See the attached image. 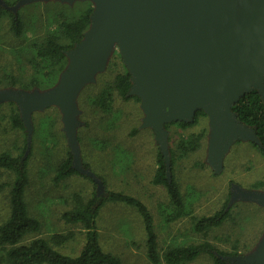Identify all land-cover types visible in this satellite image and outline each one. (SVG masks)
Masks as SVG:
<instances>
[{
	"label": "rangeland",
	"instance_id": "1",
	"mask_svg": "<svg viewBox=\"0 0 264 264\" xmlns=\"http://www.w3.org/2000/svg\"><path fill=\"white\" fill-rule=\"evenodd\" d=\"M9 1H16L14 6L19 0ZM3 2L5 0H0V4ZM89 4L93 6L90 0L74 3L40 0L22 5L18 10L24 23L21 35L13 31L9 14L1 16L0 90L34 94L57 85L70 58L66 55L63 69L52 74L51 67L36 56L37 45H41L48 34L59 32L62 22L80 16ZM59 42L68 44L69 40L62 38ZM126 69L118 46H114L105 68L98 71L94 80L86 83L77 95V139L83 167L89 165L102 180L105 191L133 195L148 206L154 218L161 254L170 246L210 242L232 257L253 256L264 240V206L242 197L233 198L241 194L238 187L264 193V155L253 141L238 140L225 152L223 170L217 173L210 162L211 130L207 114L188 126L172 124L165 127L174 179L192 211L179 220L169 221L167 187L153 182L161 148L154 129L143 126L146 114L142 99L137 95L124 98L112 88L117 75ZM101 95L107 96L104 106L94 102ZM50 107H56L54 114L46 108L32 115L33 152L25 199L29 213L40 220L41 229L28 237L52 240L53 236L65 235L68 237L65 242L59 244L52 240L53 246L64 254L76 256L85 244V229L80 224L67 222L63 213L75 206L77 196L91 197L99 190V184L86 174H75L60 182L54 179L57 167L69 153L72 156L74 153L65 130L63 111L56 105ZM17 108L21 113L15 101L0 103V154L7 152L17 156L24 151L28 133L25 129L15 128L10 120ZM50 117H57L56 129L51 127L55 123ZM135 128L137 130L133 132ZM196 135H199L198 147L183 150L181 144L196 141ZM14 179L13 170L0 168V225L11 213L10 191ZM227 202L231 213L222 225L208 231L195 229L201 217L214 214ZM97 226L103 249L118 256L121 264H155L148 257L144 223L135 207L108 201L99 212ZM1 259L2 254L0 264H7ZM159 264L167 263L162 260ZM182 264L214 263L210 255L203 254Z\"/></svg>",
	"mask_w": 264,
	"mask_h": 264
},
{
	"label": "water",
	"instance_id": "2",
	"mask_svg": "<svg viewBox=\"0 0 264 264\" xmlns=\"http://www.w3.org/2000/svg\"><path fill=\"white\" fill-rule=\"evenodd\" d=\"M36 1L40 0L3 5L17 14L22 5ZM90 1L91 23L81 42L65 51L70 62L57 85L34 94L0 90V103L12 100L20 106L29 146L33 113L59 106L73 165L96 180L99 191L104 188L80 159L76 100L82 87L105 68L114 46L131 74L128 95L142 99L143 126L152 127L157 135L169 182L165 124L192 122L198 110L209 116L210 162L217 173L223 170L225 152L238 140L261 145L252 130L238 121L232 106L252 89L259 88L264 95V0ZM238 189L241 194L233 199L242 197L264 206L263 192ZM229 258L239 264H264V240L253 256Z\"/></svg>",
	"mask_w": 264,
	"mask_h": 264
},
{
	"label": "trees",
	"instance_id": "3",
	"mask_svg": "<svg viewBox=\"0 0 264 264\" xmlns=\"http://www.w3.org/2000/svg\"><path fill=\"white\" fill-rule=\"evenodd\" d=\"M7 5H13L16 1L10 2L5 0ZM93 6L91 4L83 10L77 18L64 21L60 24L59 32H52L47 35L41 45H37L36 56L44 63L51 67V73L59 72L65 66V51L80 43L83 39L84 32L91 23ZM9 14L12 18V29L17 35H21L24 30L20 12L15 14L3 4H0V17ZM62 38L69 40L68 44L59 42ZM35 82V78L33 79ZM132 86L131 74L126 69L124 73L118 74L112 85L121 96L129 98L128 92ZM131 97H136L132 95ZM107 96L101 95L94 102L104 106ZM48 112L54 114L56 107H49ZM232 111L238 121L246 128L252 130L261 145L254 143L264 155V95L259 88L252 89L244 94L233 106ZM49 115V114H48ZM206 115L203 110H198L195 119L192 122L178 121L166 123L168 128L172 124L188 126L196 123L198 117ZM53 124L51 127L56 129L58 123L57 117L49 118ZM10 120L15 128L25 129L24 120L18 108L13 110ZM137 128L133 130L136 132ZM199 135L195 136L196 141H187L181 144L183 150H194L198 147L197 141ZM32 144V142H31ZM32 145L29 146L28 138L24 151L20 155L13 156L7 152L0 154V168H7L15 172V179L10 191L11 196V213L9 218L0 225V254L7 264H121L118 256L103 249L100 242V234L97 226V217L101 208L108 202H123L131 205L140 213L145 233L148 257L155 264L164 260L167 264H182L193 261L203 254H208L213 259L214 264H239L232 261L230 253L219 250L210 242L197 244L177 245L168 247L163 254L159 252L158 236L155 229L153 215L148 206L139 198L123 193L120 191L97 190L88 199L77 196L75 206L63 213V218L70 223L80 224L85 229V244L76 256H70L57 250L53 244L65 242L68 237L65 235L53 236L52 240L43 237L29 238L31 234H36L41 229V222L29 213L28 204L25 199V191L29 184V164L32 157ZM73 155V154H72ZM71 153L57 167L55 180L60 182L67 177L81 173L73 165V156ZM158 168L154 176L155 184H163L167 187L170 197L168 204L167 219L169 221L179 220L192 213L189 203L185 200L178 182L174 179L173 162L171 161V182L167 178V167L162 152L158 154ZM85 168L89 165L85 164ZM85 175V174H84ZM99 177V176H97ZM259 184H262L259 183ZM231 207L228 202L222 209L212 215L201 217L195 224L198 231H208L210 228L222 225L229 217Z\"/></svg>",
	"mask_w": 264,
	"mask_h": 264
}]
</instances>
